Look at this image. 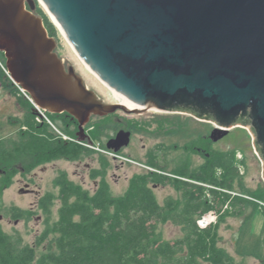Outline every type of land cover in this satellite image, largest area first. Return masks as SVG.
<instances>
[{"label": "water", "instance_id": "1", "mask_svg": "<svg viewBox=\"0 0 264 264\" xmlns=\"http://www.w3.org/2000/svg\"><path fill=\"white\" fill-rule=\"evenodd\" d=\"M37 1L123 104L105 103L64 66L34 0H0L5 69L36 109L71 116L79 141L92 117L117 111L186 113L215 125L213 143L243 128L264 181V0ZM121 96L140 109H126ZM130 139V131L119 130L106 148L117 154Z\"/></svg>", "mask_w": 264, "mask_h": 264}, {"label": "trees", "instance_id": "2", "mask_svg": "<svg viewBox=\"0 0 264 264\" xmlns=\"http://www.w3.org/2000/svg\"><path fill=\"white\" fill-rule=\"evenodd\" d=\"M34 3V14L42 19L48 36L58 39L57 28L37 0ZM0 59L5 62L2 53ZM1 75L0 72L3 89L14 98L22 116L11 122L14 133L5 142H0V162L12 164L19 157L17 162L21 161L26 171L29 162L27 140L31 133L33 137L45 140L42 142L44 140L39 138L38 142H33V169L42 163L61 159L75 161L91 156L94 150L86 148L85 143L112 152L107 150L105 138L109 140L121 130L110 122L113 114L92 117V120L100 118L98 126L95 120L92 142L62 141L61 135L77 140L74 134L77 121L65 113H47L45 116L51 124L47 123L46 117L47 122L39 119L34 106L18 96L10 79ZM207 139L206 143L194 142L190 150H184H193L201 156L199 166L193 168L183 161L177 169L169 170L168 154L163 153V163L148 157L146 166L150 170L133 175L121 195H114L104 178L91 192L69 179L63 171L58 172L54 179L58 202L56 219L51 220L54 196L46 193L38 202V209L45 217L44 228L33 245L23 243L19 235L0 231V264H237L219 245L220 237L215 229H203L198 222L211 211L220 221L226 216L243 218L239 237L244 240L252 223L251 216L246 217V214L251 206L257 205L243 196L264 204V189L252 193L240 185L239 190L237 184L242 175L234 153L214 149L213 142ZM3 167L8 170L5 165ZM100 175L97 172V176ZM158 185L172 187L178 197L168 196L159 202L154 193ZM234 193L239 196H233ZM260 209L264 217V207L260 206ZM9 214L16 221L26 222L32 216L16 207H11ZM168 223L180 229L179 237L163 238L161 228ZM243 240L237 241V252L244 251ZM255 242L257 251L249 250V256L264 264V224Z\"/></svg>", "mask_w": 264, "mask_h": 264}, {"label": "rangeland", "instance_id": "3", "mask_svg": "<svg viewBox=\"0 0 264 264\" xmlns=\"http://www.w3.org/2000/svg\"><path fill=\"white\" fill-rule=\"evenodd\" d=\"M39 6L48 15L44 7L40 4ZM55 40L58 44L55 52L63 61L65 67H73L76 74L83 78L86 87L94 91L105 103H119L120 99L116 94L99 82L94 74L80 61L59 30L58 39ZM4 67L5 62L0 59V72L2 75H6ZM13 90L23 100L30 102L29 98L25 97L17 86ZM18 116L19 109L14 98L7 96L0 89V138H7L11 136V133H14L15 127H10L11 122L8 123V121L9 118L14 119ZM99 119L95 118L92 122L90 121L91 124L85 130V134L90 139L95 131V120L98 126L100 124ZM42 120L51 124L47 117V121ZM110 122L117 124L121 130L131 131L134 134L131 137L129 146L124 148L119 155L101 150L99 147L94 148L85 143L86 148L94 150L91 156L75 161L61 159L38 164L33 169L31 179L23 175L26 171L21 166V161L17 162L19 157L14 159L12 164L0 162V231L11 236L19 235L23 243L33 245L36 237L44 228L45 217L38 209V202L40 197L46 193L54 196L51 220L56 219L58 202L56 200L57 188L54 185V179L60 171L66 173L69 179L91 192L96 189L98 182L104 178L111 192L114 195H121L126 190L129 179L133 175L150 170L146 166L148 157L155 158L163 163V153L168 154L166 160L169 162V170L177 169L183 161L189 162L193 168L199 166L202 162L201 156L194 153L193 150L190 152L184 150L186 148L190 150L194 142H208L207 137L209 138L210 133L215 128L213 123L198 121L186 113L168 114L157 111H147L141 114H125L122 111H117L111 117ZM76 132L77 130L74 131V134ZM60 137L65 142H76V139L74 140L72 137L69 138L65 135ZM107 141L105 138L104 142ZM213 148L234 153L242 175L241 182L237 184L239 190L241 189L240 185H243L245 191L252 193H258V190L264 189L263 163L253 149L252 137L245 129H230L225 137L213 143ZM157 152H159L158 155ZM4 165L8 167V170L4 169ZM97 172L102 175L97 176ZM154 193L159 202H163L168 196L178 197L177 192L169 186L158 185L155 187ZM232 195L239 196L235 193ZM243 197L257 205V207L251 206L246 214V217L251 216L252 223L248 228L249 235H245L244 240L243 237H239L243 218L226 216L224 221H220L219 216L211 211L200 220L199 225L203 229H215L216 235L220 237L219 245L235 259L237 264H262L254 256H249V250L257 251L258 245L255 242V237L262 232L264 217L261 214L260 206L264 207V204L254 198ZM11 207L30 212L32 214L31 219L28 222L14 220L9 214ZM226 208L227 206L224 209ZM161 232L163 238L171 240L181 235L180 229L169 223L162 226ZM238 240L244 241L241 243L244 251L237 252Z\"/></svg>", "mask_w": 264, "mask_h": 264}, {"label": "flooded vegetation", "instance_id": "4", "mask_svg": "<svg viewBox=\"0 0 264 264\" xmlns=\"http://www.w3.org/2000/svg\"><path fill=\"white\" fill-rule=\"evenodd\" d=\"M0 89L8 96H10L11 98H13L9 93H7L6 92V90H3V82L0 80ZM17 105V104H16ZM17 107H18V109H19V106L17 105ZM47 113L46 112H44L43 113V115L41 116V117H39L38 116V118H43V117H46L45 115H46ZM22 116V113H21V111L19 110V117H21ZM9 122H14V119L11 117V118H9V121H8V123ZM10 127H12V125H10ZM131 132V131H130ZM77 134H78V128H77V132L75 133V136H76V138H77V140H76V142H92V140L89 138V136H87L86 134H85V132H84V134H83V136H84V140H80L79 141V139H78V137H77ZM134 136V134H133V132H131V137H133ZM114 137V136H113ZM40 137H37V138H35V137H33L32 136V133L29 135V138H28V140H27V142H28V150H27V152H28V160H29V162H28V165H27V167H26V172L23 174V175H25V176H27V177H29V179H31L30 177H31V175H32V173H33V164H34V162H35V159H34V148H33V142H38V140H40V139H42V140H44V138H40ZM5 140H6V138H0V142H5ZM131 140V139H130ZM42 142H45V140L44 141H42ZM123 150V149H122ZM121 150V151H122ZM120 151V152H121ZM27 186H29L28 184H27Z\"/></svg>", "mask_w": 264, "mask_h": 264}, {"label": "bare ground", "instance_id": "5", "mask_svg": "<svg viewBox=\"0 0 264 264\" xmlns=\"http://www.w3.org/2000/svg\"><path fill=\"white\" fill-rule=\"evenodd\" d=\"M72 48V47H71ZM73 50V49H72ZM86 66V65H85ZM87 67V66H86ZM90 71V70H89ZM91 72V71H90ZM92 73V72H91ZM114 94H116V96L118 95L117 93H114ZM118 97V96H117ZM121 98L122 99H125V98H123L122 96H121ZM118 99H120L119 97H118ZM126 100V99H125ZM127 101V104L124 106L126 109H128V110H137L139 107H137L136 105H134V104H132L131 102H129L128 100H126ZM118 104H123V101L120 99L119 100V103ZM137 108V109H136ZM140 109V108H139Z\"/></svg>", "mask_w": 264, "mask_h": 264}, {"label": "clouds", "instance_id": "6", "mask_svg": "<svg viewBox=\"0 0 264 264\" xmlns=\"http://www.w3.org/2000/svg\"><path fill=\"white\" fill-rule=\"evenodd\" d=\"M4 70H5V72H6V75L8 76V74H7V71H6V69H5V67H4ZM18 87V86H17ZM19 88V87H18ZM19 90L21 91V89L19 88ZM22 92V91H21ZM23 93V92H22ZM24 94V96L25 97H28L25 93H23ZM29 98V97H28ZM29 100H30V98H29ZM30 102H31V104L33 105V103H32V101L30 100ZM34 106V105H33ZM34 109L37 111V109L35 108V106H34ZM43 112V111H42ZM37 113H38V111H37ZM44 113V112H43ZM38 116L39 117H41L42 115L40 114V113H38ZM40 119V118H39ZM41 119H44V118H41ZM200 222V221H199ZM199 222H198V224H199ZM200 226V225H199ZM201 227V226H200Z\"/></svg>", "mask_w": 264, "mask_h": 264}, {"label": "built area", "instance_id": "7", "mask_svg": "<svg viewBox=\"0 0 264 264\" xmlns=\"http://www.w3.org/2000/svg\"><path fill=\"white\" fill-rule=\"evenodd\" d=\"M4 69V68H3ZM5 71V70H4ZM23 92V91H22ZM24 93V92H23ZM38 113H40L41 115H43V112L39 109H37ZM45 119V117H43Z\"/></svg>", "mask_w": 264, "mask_h": 264}]
</instances>
